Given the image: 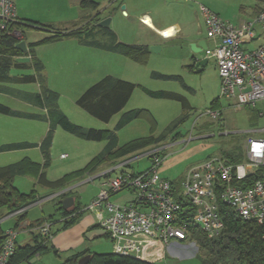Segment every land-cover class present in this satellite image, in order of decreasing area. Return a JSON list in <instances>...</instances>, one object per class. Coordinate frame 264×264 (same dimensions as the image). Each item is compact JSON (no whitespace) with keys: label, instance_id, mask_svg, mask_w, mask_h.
<instances>
[{"label":"rangeland","instance_id":"obj_1","mask_svg":"<svg viewBox=\"0 0 264 264\" xmlns=\"http://www.w3.org/2000/svg\"><path fill=\"white\" fill-rule=\"evenodd\" d=\"M54 1L59 2L60 0H38V2ZM63 1L65 4L69 2L77 4L72 7V17L75 18L74 20H79L80 15L85 12L87 13V17L84 19L83 24L88 23L92 18L94 10H81L78 0ZM97 1L99 2L98 10L101 17L110 18L109 25L115 30L120 41L130 43L145 42L149 43V47L151 45H159L160 50L156 52L150 50V55L145 63L136 62L115 51L92 46L84 47L86 51L81 52H77L72 48L60 51V55L54 58L53 73L50 74L49 80L51 86H48L59 93L57 105L71 122L85 127L112 129L122 112L134 107L146 108L152 114L155 122L152 123L144 117L129 121L116 130L118 144H124L133 138L148 136L150 133L155 136L162 135V140L157 146L163 155L158 173L160 177L169 180L180 178L190 167L203 162L210 156L219 155L221 149L227 150L237 145H243L245 137L248 134L245 130L251 128L249 121L251 116L253 117V114L248 108L234 109L228 106L230 100L221 95L220 78L214 60L212 58L208 59L201 73L187 70L186 64L191 62L190 43L193 41L190 39L193 36H189L191 35L189 34L184 36L177 35L173 38H162L160 43L154 44L152 42V38H154L153 33L141 21V16L134 14L135 12L140 13L144 8H151L153 15L158 17V8L163 5L162 1L139 0L137 1L136 9H133L128 0ZM229 1L230 4H225L227 5L226 15L224 13L219 15L231 23H236L239 19H249L252 16L253 8L259 5L255 4V0ZM155 2L157 4L154 5ZM177 2V0L170 2L169 15H166V18L169 17L180 23L183 22L182 32L184 33L190 32L196 21L201 22V35L207 39L203 15L198 8V4H194V2L186 4L185 1L183 4ZM122 4L125 5L124 11L126 13H123ZM256 27L259 30V27ZM44 34V31L40 29L26 30L25 37L28 40H34L42 37ZM13 35L17 38L22 37L20 31H14ZM207 42L210 45V42ZM257 42L259 40L254 39L248 45L253 47ZM204 55V51H202L200 56ZM18 71L16 68H11V74H16ZM23 71L27 74L30 73L29 69H24ZM153 71L180 74L189 88L175 79L154 77L152 75ZM106 74L139 83L151 90L172 91L180 94L183 99L151 96L140 86H136L121 111L114 114L109 121L105 122L90 115L76 103V100L87 87ZM15 84L14 87L18 89L24 91L33 90V83ZM216 97L219 98L222 105V115L219 118H213L208 112L211 101ZM0 102L12 108L34 112L31 107H28L20 99L14 97L12 93L3 92L0 95ZM213 109L220 108L215 107ZM182 114H185V117L182 121L178 122L177 120ZM0 118L14 119L22 123L21 125L11 126V124H7L6 122L8 119L0 120V127L4 129L0 131V145L19 141L38 142L42 126L45 128V132L48 127L45 122L43 123L40 120L15 119L10 115L2 113H0ZM263 122L264 118H260L254 127L260 126ZM35 125H38V127H34ZM175 137H177L176 140H174ZM105 143V140L82 139L65 131L61 127H56L50 150L51 162L48 167V176L55 179L69 171L71 167L83 166L104 147ZM149 150L150 148L147 147L129 154L123 157V159L120 158L119 167L111 172V176L109 177L115 176L120 170L141 172L148 169L151 166V159L147 155ZM61 153L65 156L60 157ZM24 156H29L33 160L37 158L39 161L41 160L39 149L29 146L0 151V165L17 161ZM106 162H116V160L113 159ZM106 165V163L103 164V166ZM29 178L32 177L16 176L13 183L23 192L32 191L34 187L33 181ZM103 180L106 179L96 177L76 187L80 197V207H83L82 218L90 214L91 211L89 209L84 210V208L99 193ZM35 188L39 196L47 193L46 189L41 187V184H37ZM134 195L135 192L132 189H121L110 195L109 202L112 204H122L134 198ZM59 199L57 198L55 202L47 199L40 204L31 205V203V206L25 207L27 208L26 219L29 222L35 223L37 219L48 218L50 214H54V216L49 220L59 219L60 215L56 211ZM37 200L38 197L33 203L37 202ZM69 207L67 209H71ZM102 207L104 208V206ZM14 216H8L0 220V227L4 231L14 230L18 244L32 243V232L28 231L27 228H13L15 225ZM58 225H61V223H58ZM52 227L56 228V223ZM38 232V228L33 229V233L36 234ZM97 238L105 239L103 235ZM179 243L184 245L180 247L182 248V253L170 254L168 251L164 253L163 243L157 240L151 241L143 247L142 257L146 258V261L155 264H203L198 258V254L201 252L194 241L186 240ZM97 252H113V250H97ZM164 254L165 256H163ZM54 256L55 253L48 251L41 253L36 260H32L35 256H31L18 264H60L63 261V259L58 261Z\"/></svg>","mask_w":264,"mask_h":264},{"label":"trees","instance_id":"obj_2","mask_svg":"<svg viewBox=\"0 0 264 264\" xmlns=\"http://www.w3.org/2000/svg\"><path fill=\"white\" fill-rule=\"evenodd\" d=\"M258 3L259 5L255 7L256 13L264 10V0H258ZM79 5L83 9L94 10V13L91 16L92 18H89L90 20L88 23L80 26L75 25L69 29H56L36 21L26 24L16 20L8 22L5 28H0V91L14 93V90L9 87H2V83L39 82L41 85L40 92H23L21 93V97L45 110V112L41 114L26 113L12 109L0 102V113L44 120L49 124L47 135L40 144L44 155L43 164L34 162L26 157L19 161L0 166V219L6 215L15 214L14 229L22 227L21 225L25 223V228L29 229L30 232H33V229L38 228L43 222L51 224V220L49 219L54 216V214H50L48 218H43L41 220L37 219L35 223L26 222L25 207L33 203L38 195L34 190L28 192L21 191L13 183L15 176L30 174L36 177L38 183L47 188H63L86 173L94 171L97 165L101 162L123 158L147 147H156L163 137L162 135L155 136L150 133L148 136L133 138L124 144H118L116 130L129 121L135 118L144 117L152 123L155 122L150 111L145 108H132L124 111L113 129L85 127L71 122L66 114L57 106L59 94L49 90L43 83L44 78L40 73L43 69L42 62L37 58L33 59L29 64L17 63L14 61L15 56L22 55L23 53L15 48V44L20 38L14 36L13 32L19 31V29L23 32L24 29L22 25H24L25 27L44 28L50 32L43 38L31 42L29 45L30 51H33L34 47L40 44L73 37L85 45L115 51L139 63L146 62L150 53L147 45L122 42L117 38L116 33L111 27H101L97 24L100 17V11L98 10L99 2L97 0H80ZM30 65L33 70L36 71L35 73L23 74L21 76L10 75V69L12 66L26 68ZM189 67L193 68V65L190 64ZM152 75L162 79L178 78L176 75L163 74L155 71L152 72ZM136 86L137 85L133 82L106 74L87 87L77 98L76 103L90 115L107 122L115 113L125 106ZM141 88L151 96L183 99L180 94L175 92L151 90L143 86H141ZM218 100L219 98L212 100L209 108L213 109L217 107L216 104L218 103ZM252 114L253 118L251 120V126H255L257 125L259 115L255 111H253ZM184 117L185 116L183 115L177 121H182ZM56 127H61L65 131L82 139L96 141L105 140L106 143L103 149L93 156L84 167L67 172L57 179L49 180L46 178L43 169H45L49 163L48 147L51 142L52 132ZM176 139L177 137L174 138V140ZM31 145L33 144L28 142L2 144L0 145V151L29 147ZM220 154L230 162H240L243 160L242 145H237L227 150L221 149ZM251 178L254 179L255 176H251ZM181 179L182 177L174 179L172 182L178 187ZM216 203L217 211L224 223V227L218 236L212 238H209L200 226L193 221L192 217L196 211V208L193 205H190V203H183L181 208L183 212L180 216V221L181 223H185L188 228L186 240L195 241L198 245L201 252L198 254L199 260L203 264H264V223L242 219L236 214L230 205L220 199H218ZM56 211H58L60 215L62 227H65L81 215L83 208L80 207L78 202H76L71 209H63L58 203ZM51 235L52 232H50V230L46 233L40 231V233L32 234V243L18 244L16 242L15 252L11 255L9 264H18L22 260L28 259L36 253H44L47 252V250H50L46 242ZM5 237L6 231L2 230L0 227V248ZM87 252L88 251L86 250L75 253L64 259L60 264H77L78 258ZM84 264L155 263L115 252H92L89 259Z\"/></svg>","mask_w":264,"mask_h":264},{"label":"built area","instance_id":"obj_3","mask_svg":"<svg viewBox=\"0 0 264 264\" xmlns=\"http://www.w3.org/2000/svg\"><path fill=\"white\" fill-rule=\"evenodd\" d=\"M200 10L207 39L213 41L204 54L215 61L221 95L236 108H250L263 117L264 41L253 47L248 44L257 35L253 25L259 24L264 33V10L256 13L252 21H242L237 26L206 6L201 5ZM16 20L14 0H0V28ZM208 112L213 118L221 117L219 109ZM246 133L242 161L230 162L221 154L210 156L190 167L178 187L172 180L160 177L158 170L163 155L157 146L152 147L147 152L151 159L148 169L120 171L106 178L84 210L97 211L98 225L110 237L113 252L140 260L144 259L143 247L151 241H160L163 247L171 240L186 241L188 228L180 221L183 203L196 208L192 219L209 238L218 236L224 227L217 211L218 199L230 205L242 219L264 223V123L247 129ZM121 189H132L134 198L122 204L110 203V195ZM38 228L46 233L49 223L43 222ZM15 246L16 232L10 229L0 248V264H9Z\"/></svg>","mask_w":264,"mask_h":264},{"label":"crops","instance_id":"obj_4","mask_svg":"<svg viewBox=\"0 0 264 264\" xmlns=\"http://www.w3.org/2000/svg\"><path fill=\"white\" fill-rule=\"evenodd\" d=\"M137 1H139V0H128L129 4H131L133 9H136L135 7H136V4H137ZM160 1H162L163 5L158 8L159 9L158 17H155V15H153L151 8H144L140 13H136V12L134 13L135 15L141 16L140 17L141 21L153 33L154 38H152V42L154 44L160 43L162 38H173V37H175L177 35L184 36V35L191 34L189 36H193L190 39L193 42H197L198 40L204 38L201 35V31H202L201 22L196 21V24L194 25V27L191 29L190 32H188V33L182 32V30H183V22L180 23L179 21L173 20V19H171L169 17L166 18V15L167 16L169 15V10H168L169 9V4H171L170 2H173L174 0H160ZM177 1H178L177 3H180V4H183L184 1L186 2V4H191V3L194 2V4H198L199 10H200V6L201 5L202 6H207L210 9L216 11L220 15H221V13H224V15H226L227 5H225V4H230L229 0H177ZM255 1H256L255 4H259L257 2V0H255ZM79 2H80V0H78V5H79ZM188 2H191V3H188ZM125 4H126V2H125ZM155 4H157V3L155 2L154 5ZM248 4H251V3H248ZM14 5H15L16 13H17V21H19L21 23H26V24L30 23L32 21H36V22H39L41 24H46V25H48L50 27H53V28H56V29H69V28H72L75 25L80 26V25H82L84 23V19L87 17V13L85 12L84 14L80 15L81 17H79V20H74L75 18L72 17V7L74 5H77V4H71V2H69L68 4H65V2L63 0H60L59 2H56V1H54V2H38V0H14ZM80 9L82 10L83 8L80 7ZM83 10H86V9H83ZM123 13H126L124 11V9H123ZM255 15H256V12H255V7H254L253 11H252V16L249 19H247V20L246 19H243V20L239 19L236 23H234V22L231 23L230 21H227L225 19L224 20L229 22V23H231L233 26H237L242 21H247V22L252 21L253 17ZM102 18L103 17H101V15H100L98 21L101 20ZM98 21H97V24H98ZM253 26H254V28L256 30H257L256 26L259 27V30H257V35L255 37V39L259 40V42H257L255 45H258V44H260V43H262L264 41V33L260 32L261 28H260L259 24H255ZM22 27L24 29L23 32L21 31V29H19L20 33L22 34V37L20 38V40H24L26 42V45H27V53H26V55L30 56V61L27 62V63L29 64L35 58L39 59L42 62V64H43V69L40 71L42 77L44 78L43 79L44 80L43 83L45 84V86L49 90L57 92V91L53 90L52 88H50L51 85L49 84L50 74L53 73L52 66L55 63L54 58H56L57 56L60 55V51L65 50L67 48H72L73 50H75L77 52L86 51V50H84V49H86L84 47H86L88 45H85V44L81 43L76 38L69 37V38H63V39L58 40V41L37 45V46L34 47L33 51H30V46L29 45H30L31 42H34V41H37V40L43 38L44 36L48 35L50 32L47 31L44 28H32V27H28V26L25 27L24 25H22ZM101 27H104V26H101ZM107 27H110V25L107 26ZM34 29L43 30L45 34L42 37H38L37 39H34V40L26 39V37H25L26 30H34ZM112 30L115 32V30L113 28H112ZM163 32H167V34H165V33L163 34ZM116 36L118 38L117 33H116ZM204 39L206 41L207 46H209V47L212 46V44H213L212 40H209V39H206V38H204ZM207 41L210 42V45L208 44ZM126 43H130V42H126ZM134 44H143V45H147L148 46L149 43H145L144 42V43H134ZM149 55H150V53H149ZM191 55H192V52H191ZM191 55H190L191 62L189 64H186V69L191 71V72L201 73L204 70V67H205L206 64L201 69L196 70L195 67H194V62L191 59ZM207 59H211V58H207ZM75 63H77V62L75 61ZM190 64L193 65V68L189 67ZM12 67L19 70L18 73L11 74V69H10V75H13V76H21L23 74H27V73H24V71H23L24 69H29L30 73H35L36 72V71L33 70L31 65L26 67V68H18L16 66H12ZM163 74H171V75L178 76V78L175 79V80L180 81L182 85H184V86L189 88V86L183 81L182 76L180 74H176V73H163ZM121 79H123V78H121ZM124 80H126V79H124ZM127 81H129V80H127ZM130 82H132V81H130ZM31 83H33V90L32 91H24V90L18 89L16 87H14L16 85L15 83H9V84H3L2 83L3 84L2 87L7 86V87L11 88L12 90H14L13 91L14 92L13 93L14 97L20 99L28 107H31L34 110V112L23 111V110L11 107L12 109L19 110L21 112H26V113H40V114L44 113L45 112L44 109L38 107L37 105H35L34 103H32L30 101L24 100V98L21 97V93H23V92L36 93V92H40L41 91V85L39 84V82H31ZM133 83H135L137 86H140V87L143 86V85H141L139 83H136V82H133ZM48 85H50V86H48ZM143 87H145V86H143ZM165 91H167V90H165ZM2 93L3 92L0 91V95ZM216 98H218V97H216ZM57 101H58V99H57ZM216 106H217V108H220L219 110L221 111V115H222V105L220 103V100H218V103L216 104ZM228 106H231L234 109H240V108H236L233 105L231 100L229 101ZM136 108H142V107H136ZM248 110L251 113H253V110H251L250 108H248ZM183 115L185 116V114H182L181 117ZM12 117H14L15 119H19V118H21V119L24 118L25 119L26 118V117H22V116L21 117L12 116ZM252 118L253 117L251 116L250 121H249L250 122V127H254V126H251ZM260 118H264V116L263 117L259 116V118L257 119V122L259 121ZM6 119H8V118H5V119L0 118L1 121L2 120H6ZM27 119L37 120V119H34V118H27ZM8 120H6V122H7V124H11V126H16L18 124L19 125L22 124L21 122H17L14 119L13 120H9V121ZM40 121H42L43 123L45 122V124H47L48 127H47L46 132H45V128H44V126H42L41 131H40L41 133L39 134V141L38 142L19 141V142H28L30 144H33L31 146L32 147H37L39 149L40 155H41V160L40 161H39L38 158L33 160L29 156H24L21 159L27 157L30 160L34 161V162H37L39 164H43L44 163V155L42 153L40 144L42 142L41 140H43L45 138V136L47 135V132L49 130V124H48L47 121H44V120H40ZM34 127H38V125H35ZM5 129H8V128H5ZM2 130H4V129L0 127V131H2ZM54 130L52 132L51 142H50L49 147H48L49 163H48L47 167L45 169H43L45 171L46 178L49 179V180H54L53 178H50L48 176V167H49L50 162H51V160H50V158H51L50 157V150H51V146L53 144ZM246 130H245V132H246ZM12 143H15V142H12ZM4 144H6V143H4ZM62 154L63 153L60 154V157L65 156L64 154H63V156H61ZM21 159H19V160H21ZM119 159H116V162H106V161L101 162L99 165H97V167L94 169V171H92L91 173H86L82 177L70 182L69 184H67L63 188L50 189V188H47L46 186L41 185V187L43 189H46L47 193L43 194L41 196L38 195L37 202L32 203L31 205L37 204V203L40 204L44 200H47V199L48 200H52V201L55 202V201H57V198H60L58 203H59L60 206H62V200L64 198H67V197H72V199H73V203L70 205L69 208H71L76 202H78V204L81 205L80 199H79L80 197H79L78 191L76 190V187L78 185L83 184L86 181H91V180L95 179L96 177H102V178H105V179L108 178L109 176H111V172H113L114 170H116L117 167H119V165H120L119 162L121 161ZM121 159H123V158H121ZM19 160H17V161H19ZM14 162H16V161H14ZM87 162L81 167H75V168L71 167V169L69 171H67V172L82 168V167H84L87 164ZM10 163H13V162H10ZM104 163H106L107 165L103 166ZM7 164H9V163H7ZM4 165H6V164H4ZM0 166H3V165H0ZM120 171H123V170H120ZM67 172H65V173H67ZM132 172H134V171H132ZM65 173H63V174H65ZM17 176H21V175H17ZM23 176L32 177V178H29V179H31L33 181V186L34 187L32 188V190H34L37 193L35 186L37 184H40V183H38L36 177L33 176V175H30V174H25ZM55 179H57V178H55ZM56 209H57V207H56ZM90 211H91L90 214L85 215L84 218H82V213H83V211H82L80 216H78L74 221H72L68 226H65V227H62V222H60L61 221L60 218L51 221V224L49 223L50 224L49 230H50V232H52V235L49 237V239L46 242V244L50 248V250H47V252L48 251H52L53 253H55L54 258H56L58 261H60L62 259L64 260V259L70 257L71 255H73L75 253L83 252V251H86V250L88 252L85 253V254H91L92 252H97V250H99V251H102V250L103 251L113 250V243H112L110 237L108 236V234L106 232L103 233V234H94V235L92 234V235H90V237L86 236L88 231H90L92 229H95V228H100V226L98 225L99 218L97 216V211L95 209H94V211H92V210H90ZM93 212H94V214H93ZM104 213L106 214L105 210H103L101 214L104 216ZM8 216H14V215L13 214L6 215L3 218H1L0 220L6 218ZM26 222L28 223L29 221L26 219ZM54 223H56V228L52 227V225ZM58 223H61V225H58ZM25 225L26 224L23 223L21 225L22 227H20V228H24ZM38 230H39V228H38ZM28 231H30V230L28 229ZM38 233H40V230H39ZM32 234H33V232H32ZM102 235L105 237V239L97 238L98 236H102ZM182 246H184V245L179 244L178 242H171L170 244H168V246H166V247L164 246L163 247L164 248V253L167 252V251L170 254L171 253L172 254L173 253H182V248H180ZM40 254L41 253H36V254L32 255V256H35L32 260H36L39 257ZM164 256H165V254H164ZM141 260L146 261V258L141 259Z\"/></svg>","mask_w":264,"mask_h":264},{"label":"water","instance_id":"obj_5","mask_svg":"<svg viewBox=\"0 0 264 264\" xmlns=\"http://www.w3.org/2000/svg\"><path fill=\"white\" fill-rule=\"evenodd\" d=\"M125 5L122 4L121 8L124 9ZM110 18H103L98 21V25L107 27L109 26ZM244 41H247V37H243ZM207 47L206 41L204 38L198 40L197 42H191L190 43V50L192 52L191 59L194 62V67L196 70L201 69L206 63H207V57L206 56H200V53L204 51V49ZM15 48L19 49L23 54L18 55L14 57V61L17 63H27L30 61V56L26 55L27 53V45L24 40H19L15 44ZM149 50L151 51H159L160 46L159 45H151L149 47ZM73 203L72 197H67L62 200V207L64 209H67L71 204ZM105 229L103 228H95L87 232L86 236L90 237V235L94 234H103L105 233ZM180 244V243H179ZM91 254H84L81 257L78 258L77 264H84L90 257Z\"/></svg>","mask_w":264,"mask_h":264},{"label":"bare ground","instance_id":"obj_6","mask_svg":"<svg viewBox=\"0 0 264 264\" xmlns=\"http://www.w3.org/2000/svg\"><path fill=\"white\" fill-rule=\"evenodd\" d=\"M165 34H167V32H164Z\"/></svg>","mask_w":264,"mask_h":264}]
</instances>
